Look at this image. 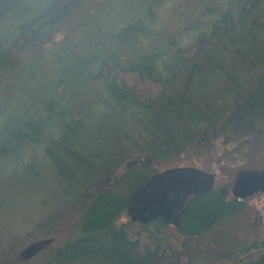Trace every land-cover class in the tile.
Here are the masks:
<instances>
[{
  "label": "trees",
  "instance_id": "obj_1",
  "mask_svg": "<svg viewBox=\"0 0 264 264\" xmlns=\"http://www.w3.org/2000/svg\"><path fill=\"white\" fill-rule=\"evenodd\" d=\"M22 1L0 0V22ZM142 1L138 15L129 16L137 22L128 18L117 32L91 18L97 32L70 47L66 64L42 61L56 51L43 47L64 26L72 38L67 20L81 0H51L15 31L0 30V209L8 188H35L31 195L39 199L40 187L45 196L28 224L56 237L40 262L21 261L13 249L20 241L5 237L0 264H264V240L233 235L246 207L227 187L193 199L174 230L183 238L179 244L160 219L142 225L125 214L142 183L160 169L178 167L172 163L183 157H214L221 146L231 147L217 157L219 166L243 144L248 154L264 145V0H195L194 40L169 59L152 45L135 46L148 38L144 20L153 6ZM44 4L32 6L39 11ZM157 57L167 58L161 70ZM60 66L64 74L49 78L47 69ZM46 74L34 89L52 100L31 106L25 87ZM85 95L97 99L95 112L84 106ZM39 146L40 156H33Z\"/></svg>",
  "mask_w": 264,
  "mask_h": 264
},
{
  "label": "rangeland",
  "instance_id": "obj_2",
  "mask_svg": "<svg viewBox=\"0 0 264 264\" xmlns=\"http://www.w3.org/2000/svg\"><path fill=\"white\" fill-rule=\"evenodd\" d=\"M35 1L45 3L41 8H39V11L36 6H34L35 8L32 6ZM154 1L156 0H149V3L153 5L149 11V13H151L149 15L151 16L150 18L144 20V22L148 23H144V25L149 29L145 34L148 36V38H139L135 46H138L139 43H142L144 47L152 45L154 46L152 51L157 53L166 52V57L169 59V57L172 56V51H176L179 48L187 49L191 46L194 40V34H192L189 29L193 28L191 23L193 21L192 13L196 12V8L194 6L195 0H165L162 3L159 2L157 4H155ZM50 2L51 0H23L22 5L18 10L13 11L3 23L0 22L1 32L7 34L9 29L10 31L12 29L15 31L19 25L23 24L25 21L31 20V18L36 17L37 12H40L42 9L44 10L43 7H46ZM143 5L144 3L142 0H81L79 11H77L67 20V24H69L74 29L72 32L74 33L72 34V38L70 39L71 32L66 30L64 26L65 32H57L54 34L52 38L53 44L49 43L43 47L45 50H47L45 52H51L53 49L56 51L53 53V55L52 52L48 55H45V58L43 57L42 61L47 60L49 65L53 66L60 64V62H64V64H66L65 60H67L70 47L74 49L77 45L76 43L82 39L86 40L85 37L88 36V34H94L97 32V27L94 26L93 22L91 24V18L102 28V30L108 28L113 32H117V30H119L122 25L129 23L130 18L138 15V11L141 9V7H143ZM31 6L33 10L32 13L26 15V11ZM80 18L82 19L81 21H83V24L81 23ZM124 18H127L125 22ZM130 20L132 21L131 24L137 22L136 20ZM122 22H124V24H122ZM1 24L4 25L2 26ZM179 34H181V37ZM68 39L71 40L69 47H67L65 44ZM171 39L175 40V46H171ZM164 41H167L170 45L167 46L166 43L164 44ZM108 48L110 49L112 47L109 46ZM153 56L157 55L153 54ZM121 57L126 58L124 54H122ZM167 58H165V60H167ZM156 59H158V57ZM165 60L158 59L156 61L157 63L162 64L159 67L160 70L163 68ZM31 65L32 64L30 62L29 67ZM53 68L55 67H50L46 71L49 78L52 79L51 76L59 78L61 72L62 75L64 74L63 66H60L57 70ZM47 74L44 76L43 80L34 79L27 83L25 87V95L32 96L33 99L30 101L31 106L33 103H36L42 98H45L46 100H52L50 99L52 95H39L38 89H34L36 87L39 88V85H41L43 82L45 83ZM50 81L48 83H50ZM33 89L34 92H32ZM90 89L91 86L90 88H85L84 90L89 91ZM85 97L88 99V103L84 104V106L95 112V102L97 99L92 95H85ZM74 106L80 107V104L77 103L76 105L75 102ZM58 107V109L61 108L60 105H58ZM98 112H100L99 109ZM101 114H99L100 117L105 116L106 113L103 112ZM230 148L229 146L224 148L221 146V149L217 151V154L214 157L200 159L183 157L180 161L173 162L172 165L178 167L193 166L203 171L214 173L216 175L215 186H224L228 188V191H230L235 175L241 168L245 169L247 167L246 165H248L247 163H249L251 166H254L250 168L248 167L249 169L264 168V145H259L254 153L252 152V154H248V148L245 144H243V148L239 151V153L233 152V155L228 160H225L224 162L219 161L218 166L216 164L217 157H220L225 151L230 153ZM40 149V146L34 147L32 149L33 156H40ZM129 163V160L126 161L123 168L125 169ZM23 189L24 188H21V190L19 189V192L22 191L23 193V195L20 196L19 192L17 193L14 189L8 188L6 191L7 196L4 198V207L0 209V240H2L3 244L7 242L4 240L5 237H7V239H18L20 242L13 245V249L19 250L18 254L25 246L35 240L55 237L50 234L45 235L43 232L36 231L35 228L31 229L33 223L28 224V222H31V220L34 219L36 203L37 201L41 200L43 196H45L44 192L39 187L38 189L41 193V197L37 199L35 195H31L33 194V190L35 188H31L29 192H26V190ZM38 189L36 188V190ZM47 189L48 186H46V190ZM32 198L35 201H33ZM245 207V212L242 218H239V220L236 221V227L233 234L235 239H246L247 241L253 239L264 240V193L254 195L246 199ZM14 235L17 236L14 237ZM167 235L178 244L183 239L179 235H176L174 229L172 228L168 229ZM46 256L47 254L43 253L30 262H40Z\"/></svg>",
  "mask_w": 264,
  "mask_h": 264
},
{
  "label": "water",
  "instance_id": "obj_3",
  "mask_svg": "<svg viewBox=\"0 0 264 264\" xmlns=\"http://www.w3.org/2000/svg\"><path fill=\"white\" fill-rule=\"evenodd\" d=\"M214 173L193 166L168 168L153 173L130 196L125 214L130 223L148 225L160 219L177 229L180 219L196 197L213 191ZM264 193V169L244 170L235 175L230 194L235 200H245ZM55 238L35 240L19 252L23 262H29L49 249Z\"/></svg>",
  "mask_w": 264,
  "mask_h": 264
},
{
  "label": "flooded vegetation",
  "instance_id": "obj_4",
  "mask_svg": "<svg viewBox=\"0 0 264 264\" xmlns=\"http://www.w3.org/2000/svg\"><path fill=\"white\" fill-rule=\"evenodd\" d=\"M178 229V228H177Z\"/></svg>",
  "mask_w": 264,
  "mask_h": 264
}]
</instances>
